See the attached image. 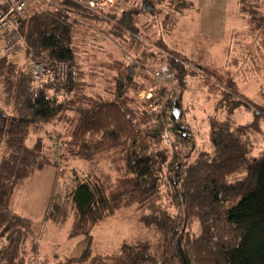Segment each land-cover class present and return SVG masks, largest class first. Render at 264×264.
Returning a JSON list of instances; mask_svg holds the SVG:
<instances>
[{
    "label": "trees",
    "instance_id": "16d2710c",
    "mask_svg": "<svg viewBox=\"0 0 264 264\" xmlns=\"http://www.w3.org/2000/svg\"><path fill=\"white\" fill-rule=\"evenodd\" d=\"M230 1L229 15L245 19L248 31L246 41L232 33L219 60L210 54L212 38L194 31L193 0H115L106 12L56 0L55 7L35 4L20 19L24 46L0 49L1 95L13 109L0 108V145L7 152L0 153V264H37L32 220L13 212L12 198L45 165L56 174L44 219L69 223L70 237H84L77 256L56 264H264V148L255 140L263 145L264 0ZM89 25L101 30L98 39H88ZM131 55L153 66L152 74ZM35 59L63 64L64 78L34 79ZM212 60L217 64L205 62ZM207 78L204 92L193 91L203 92L212 108L205 115L202 108L201 138L180 118L185 96ZM157 79L177 81L179 98ZM249 81L259 86L255 99L245 91ZM151 82L160 87L163 108L172 106L168 115L147 112L138 101ZM64 125L70 134L60 135V144L48 134ZM122 142L121 176L98 175L94 155ZM176 144L188 148V158L172 149ZM76 161L83 170L71 165ZM127 208L159 239L156 247L137 240L93 253L91 230Z\"/></svg>",
    "mask_w": 264,
    "mask_h": 264
},
{
    "label": "rangeland",
    "instance_id": "374dc122",
    "mask_svg": "<svg viewBox=\"0 0 264 264\" xmlns=\"http://www.w3.org/2000/svg\"><path fill=\"white\" fill-rule=\"evenodd\" d=\"M231 7H232L231 1L227 0V4H225V7H224V12H226L224 19L221 21L220 26L216 29L215 34L212 36L208 35L209 37L212 38L214 42L213 47L211 48L210 54L213 58L215 57V60H219L221 50L225 46V43L229 40V37L232 33L238 34L240 38L243 37V35L245 34L247 35L248 22L245 19L243 20L241 16H238V18L233 19L228 13L231 10L230 9ZM225 8L227 11L225 10ZM162 9L164 8H159L156 10V13L161 14L160 19L162 18L163 13H164L163 11L161 12ZM192 14L194 15L197 13L194 10H192ZM186 24H187L188 29L192 31L193 28L190 25V22L186 20ZM196 28L197 26L194 27V31ZM87 29L89 28L87 27ZM92 37L96 38L95 34L93 35L91 33V37H90V33L88 31V39L93 40ZM241 39L245 40V38H241ZM243 40H240L239 44L240 46L245 47L246 43L244 42L246 40L245 41ZM247 40L250 41L249 38H247ZM130 58L132 61L136 62L139 68L144 70V72L148 76L152 74L151 72L154 68L153 66L151 67L146 66L144 61L138 60V59L135 60L132 55ZM205 62L208 64L210 63L217 64V62L213 60L205 61ZM242 72L243 71H236V73L238 74H241ZM220 77H222V80H223V76H220ZM162 79L161 80L157 79L155 83L159 82L156 84H159V85L165 84L171 90L173 89V92H170L168 95L172 96L173 99H178L180 90L177 92L175 91L178 88L177 81H171L170 79H167V80H162ZM202 80L203 81H201V83L197 84L196 88H192L189 91V93L185 96L186 98L183 100L182 106L183 108H186L185 110L186 113L183 112V114L181 115L182 117L180 118V119H183L184 122H188L191 128H193V131L199 134V137L203 136L202 135L203 127L202 126L198 127L200 124V121H204L205 119L204 115L206 113H209L212 110V108L208 105V103L203 101V96H202L204 92L202 87L208 88L209 84L211 83V80L208 78L205 80L204 79ZM195 85L196 84H193V86ZM255 85L256 84L253 83V81H249L247 82V85L245 87V91L247 92V94L250 97H254V99L257 96V93L255 92L259 88L258 85H256V87ZM1 88L2 86L0 84V108H3L6 113L12 114L13 112L12 105L11 103H7L5 99H3V96L1 95ZM154 88H155L154 83L151 82L147 87H144L138 91L137 99L144 105V108L147 112H156L158 110L160 111L163 109L165 111L166 109L163 108V103L165 102L164 101L165 98H162L160 95L157 94V91L159 92L160 87L159 88L156 87L155 89ZM200 88L202 89L203 92H195V93L193 92V91H196V89L201 91ZM161 95H164V94H161ZM171 107L172 106L170 105L167 108L166 110L167 115L172 112ZM203 107L206 108L204 112L202 110ZM202 112L204 113V115L201 117ZM200 118L202 119L200 120ZM70 129L71 127L69 125H64L63 127L58 126L54 128L53 131L49 133L48 135H52L53 136L52 140L57 139L58 141H60L59 143L61 144L60 135L61 136L63 135V137L65 138L67 135L70 134L69 132ZM57 132H61L62 134H59ZM93 137H95V134L93 135ZM189 138H192V137L189 135ZM255 140H256V144L258 148L260 150L263 149L264 141L262 145L261 142H259L260 140H262L260 139V137H255ZM190 141L192 142L191 139ZM197 142L199 143L201 142V140H198ZM126 143L122 142L121 143L122 145H118L115 148V150H107L106 148L102 149L94 155L93 159L96 158V163H94L93 165L95 164L98 165V170H97L98 175L104 176L105 174H113L115 172L114 173L116 174L114 177L115 180H117V178L121 176L119 174L120 170H117L116 167L121 161L120 160L122 156L121 149L123 148V146L127 145ZM172 149L174 151L180 152L179 153L180 156H183L184 158L189 157V155L187 154L188 148L183 147L182 149L181 146L176 144L175 146L173 145ZM60 152H61V147L58 146L57 149L55 147V151L53 154L55 162L59 161ZM0 153L4 155L7 154V152L4 150V148L1 145H0ZM71 165L75 168L76 171L83 170L82 169L83 167L80 168V166L82 165V161L73 162L71 163ZM93 170H90V168H88V170H85V172L86 173L91 172L90 174H92L93 176H96ZM45 175H48V169H46ZM36 178H37V175L34 177L31 183L32 186L29 187V189H27L26 191L28 195L26 199H24L26 203H27L28 197H30L31 195H36L40 192V188L36 184ZM42 181H43L42 177H40V179H37V183L40 185ZM14 195L12 198V209H13ZM17 196L18 195L16 194L17 202L18 204H20L21 200ZM49 198H50V195H49ZM49 198H46L45 208L41 214L39 223L35 225V229H34V234L36 235V240H37V249H36V254H35V259L37 261V264H56L59 261L62 262L69 257L77 256L78 254L77 255L74 254V251L77 249L78 246L83 247V243H82L83 242L82 240L84 238L83 235L80 234L75 237L69 236V223H65L66 225L63 224L62 226L61 224L56 225L51 220L44 219L46 208L49 203ZM36 213L38 212L36 211ZM20 215L27 216L26 214H24V212L23 214L20 213ZM191 231L192 233L199 232L198 224L195 223L194 221L191 222ZM88 240L91 244L90 248L92 252L99 253V254H107V253L116 252L119 250L122 243H128V242L130 243V242H135L137 240L147 241L150 244H152L153 247H156V245L159 243V239L156 238L153 232L149 230V228H147L139 220L138 215L136 214V210L134 208H127V209L119 211L116 214H113L112 216L107 217L100 225L94 227L91 230Z\"/></svg>",
    "mask_w": 264,
    "mask_h": 264
},
{
    "label": "built area",
    "instance_id": "2783aa9c",
    "mask_svg": "<svg viewBox=\"0 0 264 264\" xmlns=\"http://www.w3.org/2000/svg\"><path fill=\"white\" fill-rule=\"evenodd\" d=\"M77 4L92 11L106 12L115 0H73ZM38 3L56 6V0H0V49L5 53L19 52L24 46L23 36L20 30V19L28 13L32 6ZM88 31L98 39L101 30L88 26ZM65 66L61 63H54L51 66L42 59H35L31 63L32 76L36 80L52 77L54 80L63 79L65 76ZM166 72L165 67L161 68ZM57 142V141H56ZM59 143H56V147Z\"/></svg>",
    "mask_w": 264,
    "mask_h": 264
},
{
    "label": "crops",
    "instance_id": "0c3cea01",
    "mask_svg": "<svg viewBox=\"0 0 264 264\" xmlns=\"http://www.w3.org/2000/svg\"><path fill=\"white\" fill-rule=\"evenodd\" d=\"M197 6V31L204 35L212 36L215 34L216 29L220 26L221 21L225 17L224 7L226 4V0H193ZM224 13V14H223ZM48 169V175H45V171ZM43 173V174H41ZM56 174V167L51 165H45L41 170L35 171L30 179L28 180V184L24 185L20 190L15 192L13 199V212L16 214H20L24 212L28 218L32 220V230L34 232L35 225L39 223V219L41 214L45 208L46 198H49L51 194L52 185L54 182ZM37 175L36 184L40 188V192L36 195H31L27 199V203L24 199H26L27 189L32 186V181L34 177ZM49 176V177H48ZM43 178V181L40 184L37 183V179ZM17 197L20 198L21 202L18 204ZM25 202V204H24ZM25 205V207H24ZM36 211L38 213H36ZM82 251V246H78L74 251V254H79Z\"/></svg>",
    "mask_w": 264,
    "mask_h": 264
}]
</instances>
